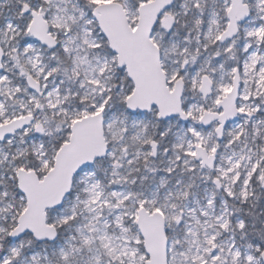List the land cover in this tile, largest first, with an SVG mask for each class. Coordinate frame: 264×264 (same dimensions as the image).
<instances>
[{
    "label": "snow or ice",
    "instance_id": "6c2138e0",
    "mask_svg": "<svg viewBox=\"0 0 264 264\" xmlns=\"http://www.w3.org/2000/svg\"><path fill=\"white\" fill-rule=\"evenodd\" d=\"M0 264H264V0H0Z\"/></svg>",
    "mask_w": 264,
    "mask_h": 264
}]
</instances>
